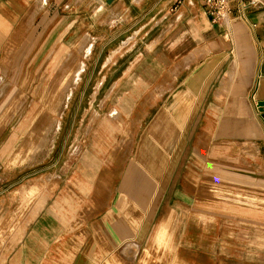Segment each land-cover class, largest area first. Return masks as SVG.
Segmentation results:
<instances>
[{"label": "rangeland", "instance_id": "374dc122", "mask_svg": "<svg viewBox=\"0 0 264 264\" xmlns=\"http://www.w3.org/2000/svg\"><path fill=\"white\" fill-rule=\"evenodd\" d=\"M13 18L1 9L0 264H264L254 174L223 190L176 166L165 124L153 133L160 80L110 59L120 26L78 9Z\"/></svg>", "mask_w": 264, "mask_h": 264}, {"label": "crops", "instance_id": "0c3cea01", "mask_svg": "<svg viewBox=\"0 0 264 264\" xmlns=\"http://www.w3.org/2000/svg\"><path fill=\"white\" fill-rule=\"evenodd\" d=\"M53 1L1 0L0 11L22 23L27 15L39 21L78 9L97 25L120 26L123 36L112 45L111 61L126 58L123 75L142 69L154 72L146 78L160 80L166 115L153 132L165 124L160 148L178 150L176 166L191 168L193 182L206 177L225 190L232 182L248 186L254 174L257 225L264 234V106L258 105L264 99V5L232 0L229 20L214 22L203 0H103L101 8L99 0H59L57 11ZM179 94L183 117L171 108ZM145 142V151L159 144L153 136ZM162 166L169 174V163Z\"/></svg>", "mask_w": 264, "mask_h": 264}, {"label": "built area", "instance_id": "2783aa9c", "mask_svg": "<svg viewBox=\"0 0 264 264\" xmlns=\"http://www.w3.org/2000/svg\"><path fill=\"white\" fill-rule=\"evenodd\" d=\"M207 6V11L214 22H219L225 11H230V0H203ZM250 5L262 7V0H248Z\"/></svg>", "mask_w": 264, "mask_h": 264}, {"label": "bare ground", "instance_id": "6f19581e", "mask_svg": "<svg viewBox=\"0 0 264 264\" xmlns=\"http://www.w3.org/2000/svg\"><path fill=\"white\" fill-rule=\"evenodd\" d=\"M102 1H103V0H102ZM84 40H85V39H84ZM84 40H83V41H84ZM85 45H86V44H85ZM85 45H84V46H85ZM89 46H90V45H89ZM79 47L81 48V46H79ZM79 47H78V48H79ZM80 48H79V49H80ZM82 48H83V47H82ZM82 48H81V49H82ZM87 50H89V48H88ZM84 51H85V50H84ZM89 51H90V50H89ZM81 53H82V52H81ZM83 53H84V52H83ZM86 53H88V52L86 51ZM73 54H74V56L76 55L75 53H73ZM71 56H72V55H71ZM71 56H70V57H71ZM70 57H69V54H68V58H70ZM68 58H67V60H68ZM74 58H75V57H74ZM76 59H77V58H76ZM67 60H65V61H67ZM71 60H72V59H71ZM71 60H70L69 62H71ZM73 60H74V59H73ZM67 62H68V61H67ZM62 64H63V63H62ZM77 65H78V64H77ZM70 66H71V65H70ZM67 67H68V66H67ZM71 67H72V66H71ZM74 67H75V65H74ZM68 68H69V67H68ZM61 69H64V68H61ZM66 69H67V68H65V71H66ZM77 69H78V68H77ZM74 70H75V68H74ZM74 70H73V71H74ZM77 71H79V69H78ZM61 72H62V71H61ZM63 73H64V72H63ZM78 73H79V72H78ZM78 73H77V74H78ZM68 74H69V73H68ZM74 74H75V72H74ZM63 75H65V74H63ZM63 75H62V77H63ZM70 75H71V73H70ZM59 76H60V75H59ZM73 76H74V75H73ZM73 76H72V77H73ZM76 76H78V75H76ZM66 77H67V76H66ZM53 78H54V77H53ZM56 79H57V78H56ZM69 80H70V79H69ZM73 80H74V79H73ZM53 81H54V80H53ZM57 82H58V81H57ZM57 82H56V85H57ZM72 82H73V81H72ZM51 83H53V82L51 81ZM54 84H55V83H54ZM54 84H52V85H54ZM71 84H72V83H71ZM56 85H55V86H56ZM69 85H70V84H69ZM52 88H53V87H52ZM54 88H55V87H54ZM54 90H55V89H54ZM71 93H72V88H71V87H68L67 90H66L65 96H64V98H63V101L61 100V101H62V109H63L64 106H66L67 101H68V98H69V96L71 95ZM45 94H46V93H45ZM61 94H62V93H61ZM61 94H60V95H61ZM184 95H185V94H184ZM58 96H59V95H58ZM61 96H62V95H61ZM47 97H48V96H47ZM60 98H61V97H60ZM181 98H182V95H181V94L177 95V97H176V101L174 102V104H173L172 107H171V108H173L175 111H177V109L179 108V102H180ZM182 107H183V106H182ZM62 109H61V111H62ZM58 112H59V111H58ZM170 113H171V112H170ZM177 113H178L179 116H181V117H183V115H184V112H183L182 110H178ZM174 120H175V119H174ZM175 121H176V120H175ZM176 122H177V121H176ZM58 123H59V121H58ZM58 123H57V124H58ZM51 125H52V124H51ZM180 128H181V127H180ZM181 135H182V134H181ZM53 138H54V137H53V135H52L51 138H50V143H49V145H51V143H52V141H53ZM144 145H145V146H144V148H145L146 146H148V143L145 142ZM144 148H143V151H145ZM6 149H7V148H6ZM3 152H4V150H3Z\"/></svg>", "mask_w": 264, "mask_h": 264}, {"label": "water", "instance_id": "95a60500", "mask_svg": "<svg viewBox=\"0 0 264 264\" xmlns=\"http://www.w3.org/2000/svg\"><path fill=\"white\" fill-rule=\"evenodd\" d=\"M108 2H112L113 0H107ZM258 105L259 106H264V99L263 100H260L259 102H258ZM263 117H264V113H263Z\"/></svg>", "mask_w": 264, "mask_h": 264}]
</instances>
